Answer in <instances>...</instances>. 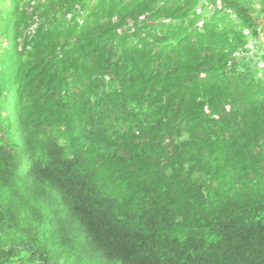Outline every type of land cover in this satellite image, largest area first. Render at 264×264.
<instances>
[{"label": "trees", "instance_id": "obj_1", "mask_svg": "<svg viewBox=\"0 0 264 264\" xmlns=\"http://www.w3.org/2000/svg\"><path fill=\"white\" fill-rule=\"evenodd\" d=\"M0 264H264V0H0Z\"/></svg>", "mask_w": 264, "mask_h": 264}]
</instances>
